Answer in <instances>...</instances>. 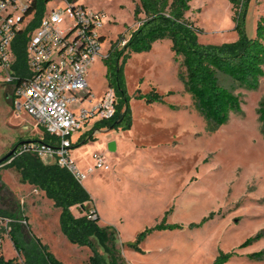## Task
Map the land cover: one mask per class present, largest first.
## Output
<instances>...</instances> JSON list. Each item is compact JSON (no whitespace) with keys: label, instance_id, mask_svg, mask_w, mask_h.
<instances>
[{"label":"rangeland","instance_id":"374dc122","mask_svg":"<svg viewBox=\"0 0 264 264\" xmlns=\"http://www.w3.org/2000/svg\"><path fill=\"white\" fill-rule=\"evenodd\" d=\"M138 3L77 1L107 16L103 55L112 41L137 27ZM191 7L186 17L199 29L201 44L222 46L238 40L229 0H193ZM261 17L264 0H248V38L256 36ZM173 56L171 40L164 39L149 52L122 59L121 79L128 98L123 111L125 106L129 109L126 121L115 129L100 128L92 137L73 136L72 158L82 171L94 166L96 153L105 155L111 167L97 169L82 183L93 201L88 208H96L101 226L117 231L126 264H213L220 252L235 253L227 264H264V256L250 257L264 251V129L258 115L264 102V77L257 89H248L219 75L221 83L241 98V112L231 113L225 125L216 126L196 108ZM106 73L102 59L90 68L87 80L94 99L108 88ZM153 89L164 96V104L138 98ZM13 90L12 84L0 81V159L19 141H41L45 133L27 114L14 110ZM113 139L117 150L110 153L108 144ZM43 162L55 164L52 156ZM8 163L0 166V254L24 263L25 257L17 253L10 238L13 223L18 222L25 242L31 239L30 228L64 264H88L91 251L71 244L63 235L59 209L41 191L22 183ZM73 212L82 216L80 209ZM166 216L169 224L183 228L154 232L140 245L141 253L129 247L141 232ZM210 216L202 226L191 227ZM254 237L256 241L240 248Z\"/></svg>","mask_w":264,"mask_h":264},{"label":"trees","instance_id":"16d2710c","mask_svg":"<svg viewBox=\"0 0 264 264\" xmlns=\"http://www.w3.org/2000/svg\"><path fill=\"white\" fill-rule=\"evenodd\" d=\"M44 1L36 2L37 22L43 15ZM192 1L139 0L134 11L137 27L112 41L107 56L102 59L107 67L108 87L113 88L116 93V113L111 120L98 122L94 130L115 129L129 116L126 106L123 111L128 98L121 79L120 61L126 60L132 54L149 52L156 42L164 39L171 40L173 58L180 67L179 77L191 94L196 108L208 121L216 126H223L228 122L231 113L241 112V98L221 83L219 75L229 77L240 87L258 88L260 80L264 77V17L258 20L256 36L248 38L245 28V8L248 0H229L233 6L238 40L222 46L204 45L198 41L199 29L186 17L191 11ZM37 22L31 24L27 30L20 31L13 42L16 57L13 68L22 79L29 75L26 60L27 35L29 30L37 26ZM138 98L145 99L149 104L165 103L164 96L156 89L147 95L139 94ZM258 115L264 129V102L260 105ZM125 127L129 128L130 124ZM42 141L54 145L57 139L44 133ZM22 142L24 141L16 144V151L7 161V167L16 170L22 183L43 192L59 209L60 228L67 240L91 251L88 264H126L119 252L117 231L110 226H101V217L96 208H88V204L93 201L83 184L58 164L47 165L34 153L19 154ZM73 208L80 209L82 216L77 217L72 211ZM210 218L211 216L198 224H192L191 227L198 228ZM182 228L179 224H169L166 216L161 223L141 232L135 243L129 247L141 253L140 245L154 232ZM29 233L31 239L25 242L22 239L20 224L13 223L10 238L17 253L25 257L23 264H64L30 228ZM257 238L248 239L240 248L248 247ZM234 255V252H220L213 264H227ZM263 256L264 251L250 255L252 258ZM0 264L21 263L17 258L7 260L0 254Z\"/></svg>","mask_w":264,"mask_h":264},{"label":"built area","instance_id":"2783aa9c","mask_svg":"<svg viewBox=\"0 0 264 264\" xmlns=\"http://www.w3.org/2000/svg\"><path fill=\"white\" fill-rule=\"evenodd\" d=\"M77 1L45 0L43 15L37 22V0H0V81L14 86V110L27 114L57 139L54 145L42 140L26 142L19 154L34 153L42 161L52 156L55 164L83 183L88 174L97 169L109 171L111 167L105 155L96 153L94 166L82 171L72 158V138L92 130L94 123L111 120L117 97L108 87L97 102L89 90L90 68L108 53L102 54L107 16ZM35 22L37 26L27 35L29 75L22 79L13 68V42L20 31Z\"/></svg>","mask_w":264,"mask_h":264},{"label":"crops","instance_id":"0c3cea01","mask_svg":"<svg viewBox=\"0 0 264 264\" xmlns=\"http://www.w3.org/2000/svg\"><path fill=\"white\" fill-rule=\"evenodd\" d=\"M92 68V67H91ZM89 90L92 92V89L90 88V84H89ZM82 93H85V92H82ZM82 93H80V95H82ZM93 93V92H92ZM94 94V93H93ZM104 95V93L103 94H101V95H98L97 96V99H95V101H99L101 98H102V96ZM98 123V122H97ZM97 123H94L93 125H92V130H90V131H87V134H85L84 132L83 133H79L80 135L82 134V137L81 138H85V136H90V137H92V134L93 133H96L95 131L96 130H94V127H95V125L97 124ZM84 134V135H83ZM111 142H115L116 143V150H117V142H116V139H113L112 141H110L109 142V144L111 143ZM109 144H108V151H109ZM110 152V151H109ZM116 152V151H115ZM115 152H110V153H115ZM28 187L29 188H32V189H34L32 186H30V185H28ZM35 190V189H34ZM43 193V192H42ZM44 194V193H43ZM72 211H73V209H72Z\"/></svg>","mask_w":264,"mask_h":264},{"label":"water","instance_id":"95a60500","mask_svg":"<svg viewBox=\"0 0 264 264\" xmlns=\"http://www.w3.org/2000/svg\"><path fill=\"white\" fill-rule=\"evenodd\" d=\"M24 143H26V141L22 142V144H24ZM16 148H14L11 152H9L7 155H5L3 158L0 159V166L3 165L5 162H7L14 155ZM109 151L110 152L116 151V143L115 142H111L109 144Z\"/></svg>","mask_w":264,"mask_h":264}]
</instances>
